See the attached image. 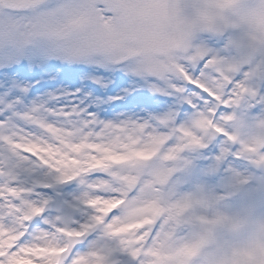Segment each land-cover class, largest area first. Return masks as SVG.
Segmentation results:
<instances>
[{"label":"snow or ice","instance_id":"1","mask_svg":"<svg viewBox=\"0 0 264 264\" xmlns=\"http://www.w3.org/2000/svg\"><path fill=\"white\" fill-rule=\"evenodd\" d=\"M0 264H264V0H0Z\"/></svg>","mask_w":264,"mask_h":264}]
</instances>
